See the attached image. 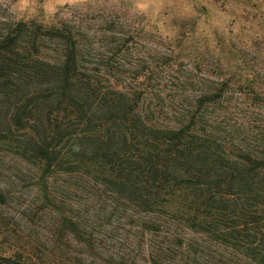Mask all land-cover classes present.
Instances as JSON below:
<instances>
[{"label": "rangeland", "instance_id": "rangeland-1", "mask_svg": "<svg viewBox=\"0 0 264 264\" xmlns=\"http://www.w3.org/2000/svg\"><path fill=\"white\" fill-rule=\"evenodd\" d=\"M2 20L65 25L124 88L147 100L195 103L227 81L215 115L234 141L264 148V0H0ZM169 112V111H168ZM214 112V113H213ZM0 148V256L29 264H241L232 246L112 185L53 182L58 204ZM133 199V198H132ZM74 217L78 226L70 225ZM77 217V218H76Z\"/></svg>", "mask_w": 264, "mask_h": 264}, {"label": "trees", "instance_id": "trees-1", "mask_svg": "<svg viewBox=\"0 0 264 264\" xmlns=\"http://www.w3.org/2000/svg\"><path fill=\"white\" fill-rule=\"evenodd\" d=\"M84 47L65 25L0 18V148L48 203L58 204L59 180L112 185L264 264V148L213 124L226 79L167 110L145 88H124L120 72ZM27 261L0 256V264Z\"/></svg>", "mask_w": 264, "mask_h": 264}]
</instances>
